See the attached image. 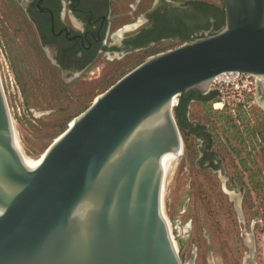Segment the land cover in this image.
Segmentation results:
<instances>
[{
  "label": "water",
  "instance_id": "95a60500",
  "mask_svg": "<svg viewBox=\"0 0 264 264\" xmlns=\"http://www.w3.org/2000/svg\"><path fill=\"white\" fill-rule=\"evenodd\" d=\"M220 1L219 31L146 58L42 159H23L0 81V264H181L162 209L163 161L182 145L173 99L235 72L257 79L264 109V0ZM233 199L244 223L239 189Z\"/></svg>",
  "mask_w": 264,
  "mask_h": 264
},
{
  "label": "rangeland",
  "instance_id": "374dc122",
  "mask_svg": "<svg viewBox=\"0 0 264 264\" xmlns=\"http://www.w3.org/2000/svg\"><path fill=\"white\" fill-rule=\"evenodd\" d=\"M204 1L223 7L220 0ZM177 46L128 55L107 51L82 73H64L37 45L16 2L0 0V81L23 153L38 157L96 96L149 56ZM223 97L222 106L194 104L188 111L189 121L210 126L208 141L223 160L220 168L211 172L198 163L202 138L178 128L185 158L166 182L162 209L181 264H246L249 237L253 261L264 264V109L256 94L241 100L226 91ZM237 189L244 223L234 209Z\"/></svg>",
  "mask_w": 264,
  "mask_h": 264
},
{
  "label": "flooded vegetation",
  "instance_id": "af4514ba",
  "mask_svg": "<svg viewBox=\"0 0 264 264\" xmlns=\"http://www.w3.org/2000/svg\"><path fill=\"white\" fill-rule=\"evenodd\" d=\"M13 1L30 25L37 45L48 52L59 71L70 74L82 73L107 51L128 55L166 43L179 46L216 33L224 22L223 7L204 0ZM209 94L191 91L182 95L187 113L185 121H180L196 141L202 138L198 163L206 164L212 172L220 168L222 159L208 141L210 126L188 120L190 107L204 105L199 97ZM260 94L264 99V85ZM184 158L183 152L181 162Z\"/></svg>",
  "mask_w": 264,
  "mask_h": 264
},
{
  "label": "built area",
  "instance_id": "2783aa9c",
  "mask_svg": "<svg viewBox=\"0 0 264 264\" xmlns=\"http://www.w3.org/2000/svg\"><path fill=\"white\" fill-rule=\"evenodd\" d=\"M264 81V80H263ZM257 86V79L251 75L229 72L217 76L211 83L210 91H216L221 97V102L214 103L216 105H224L226 100L223 94L226 91H234L237 95L241 96V100L251 97L255 94ZM177 105H175L176 107Z\"/></svg>",
  "mask_w": 264,
  "mask_h": 264
},
{
  "label": "bare ground",
  "instance_id": "6f19581e",
  "mask_svg": "<svg viewBox=\"0 0 264 264\" xmlns=\"http://www.w3.org/2000/svg\"><path fill=\"white\" fill-rule=\"evenodd\" d=\"M176 105V98L173 99V102H172V107H174ZM17 136H15V143L19 146L18 144V141L16 139ZM20 147V146H19ZM23 150V149H22ZM21 150L20 148V152H21V155L23 157V159L26 161V162H33V161H36L38 159H42L43 157V153H41L38 157H36L35 159H33L32 157H29L28 155L24 154L23 151ZM182 145L179 149V151L177 152V154L173 155V156H169L167 158H165V160L163 161V185H162V200H163V197H164V189H165V185H166V182L168 181V179L172 176V174L174 173V171L176 170L177 166L179 165V161L182 157ZM164 209V208H163ZM165 217V215H164ZM166 219V218H165ZM167 221V219H166ZM167 224H168V228H169V231H170V227H169V221H167ZM173 242V245L177 251L178 249V243H176L175 241H172ZM248 245V244H247Z\"/></svg>",
  "mask_w": 264,
  "mask_h": 264
},
{
  "label": "trees",
  "instance_id": "16d2710c",
  "mask_svg": "<svg viewBox=\"0 0 264 264\" xmlns=\"http://www.w3.org/2000/svg\"><path fill=\"white\" fill-rule=\"evenodd\" d=\"M223 24H224V22L221 23V27H223ZM218 95H219L218 92L210 91V94L208 96H200L199 98L204 104H210L212 102H216L219 100V98L217 97ZM183 98L184 97H182V96L180 97V102L175 107V120H176L178 128L182 131L187 129V127H184L183 123L180 121V120L185 121V119H186L185 114L187 113L186 103L183 102L184 101ZM177 111H179V112H177ZM180 111H181V113H180ZM188 125L189 124L187 123V126ZM245 155L247 157L251 156L250 151H247V153H245Z\"/></svg>",
  "mask_w": 264,
  "mask_h": 264
},
{
  "label": "crops",
  "instance_id": "0c3cea01",
  "mask_svg": "<svg viewBox=\"0 0 264 264\" xmlns=\"http://www.w3.org/2000/svg\"><path fill=\"white\" fill-rule=\"evenodd\" d=\"M242 161H243V159H241V162H242ZM259 161H261V162H260V164H261V163H262V159H260Z\"/></svg>",
  "mask_w": 264,
  "mask_h": 264
}]
</instances>
